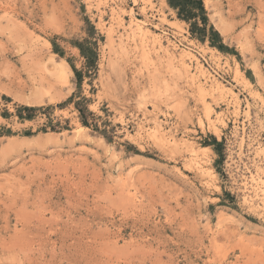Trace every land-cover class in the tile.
Segmentation results:
<instances>
[{
  "label": "rangeland",
  "instance_id": "rangeland-1",
  "mask_svg": "<svg viewBox=\"0 0 264 264\" xmlns=\"http://www.w3.org/2000/svg\"><path fill=\"white\" fill-rule=\"evenodd\" d=\"M103 1L0 0V264H264V0ZM172 69L188 118L139 110Z\"/></svg>",
  "mask_w": 264,
  "mask_h": 264
},
{
  "label": "bare ground",
  "instance_id": "bare-ground-1",
  "mask_svg": "<svg viewBox=\"0 0 264 264\" xmlns=\"http://www.w3.org/2000/svg\"><path fill=\"white\" fill-rule=\"evenodd\" d=\"M103 2L104 3L99 2V4L104 5L106 3L105 0ZM112 15L115 17L114 19L119 18L118 23H121L120 22L121 21L120 13L118 10L117 11L112 10ZM136 19H133L132 16H130V20L127 23V29L128 30H126V31L130 35L131 34L136 35L138 33L143 34L145 32V29L142 26L143 24L141 23L142 21L136 20ZM146 31H147V29H146ZM120 44H123L122 40L120 41ZM177 56H178V54H177ZM179 56L178 57L180 58V61L181 60L183 61V59L185 60L186 58L191 60L192 57H194L193 54L191 53V51H189V48H188V50L182 48L181 51L179 52ZM194 59H196V58H194ZM181 64H182V62H181ZM110 65H111L110 72H114L116 66H119V62L117 59L112 60L110 62ZM118 70H119V68H118ZM170 72H171V74H170L171 76H163L160 72H157V73L151 75V77H149L150 82L148 81V83L145 84V86L143 87V89L141 90V92L137 96V106L139 107V110L143 111L144 113H149L151 111L158 110V108L161 104H167V106L171 107L177 113V115L180 118H188V116L190 115V112H191L189 109V105L187 103L188 97L181 95L179 88L177 86L178 84L176 82L177 78L180 76V74L178 71H175L173 69ZM195 72L200 74L204 78L203 80H205L204 83H206V85H208L211 88L215 86V84L213 83V80H211L212 76L210 77L209 76L210 73L208 74L206 72V70H204L203 67H201V65L195 67ZM194 74L195 73H193V75ZM190 79H192V78L190 77ZM202 87H203V85L202 86L199 85V87H197V88H199L200 92L202 90H204V88H202ZM210 112H211V109L208 106L207 107L205 106V113H206V116L208 119H210V117L208 116L210 114ZM214 131H216V130L214 129ZM215 133H217V132H215ZM149 135L155 142H158L161 146L167 148L168 150H174L176 148H183L184 146H187L189 154L193 157H198L197 149L193 145V143L188 142V141H183V140H177L175 138H171V139L167 138L165 136L164 130L160 127L159 124H157L156 126L153 127V129L149 132ZM200 151L203 154L206 153L205 149L201 148ZM196 159H195V161H196ZM193 160H194V158H193ZM199 161H200V159H199ZM198 163H200V162H198ZM204 169H205V167H204ZM211 174L212 173L208 172L209 178L212 176ZM212 177H214V176H212ZM208 182H210V181H208Z\"/></svg>",
  "mask_w": 264,
  "mask_h": 264
},
{
  "label": "trees",
  "instance_id": "trees-1",
  "mask_svg": "<svg viewBox=\"0 0 264 264\" xmlns=\"http://www.w3.org/2000/svg\"><path fill=\"white\" fill-rule=\"evenodd\" d=\"M167 1L170 6L178 8L179 14L185 13L186 16L195 15V12L193 13L191 12V10L188 9V7H190L192 9L198 10L200 15H202V19L205 20L204 8L201 0H167ZM78 47L81 51V54L87 58V64L89 66L94 65L95 53L92 50H90V54H87L85 48L82 45H78ZM80 74H81L80 71L75 70V75L77 76V78L80 77ZM22 109L27 112V115L25 117L29 119L31 117L30 112L35 110V107L24 106ZM19 115L20 117H23L21 114ZM83 123L85 124L86 122L83 120Z\"/></svg>",
  "mask_w": 264,
  "mask_h": 264
}]
</instances>
